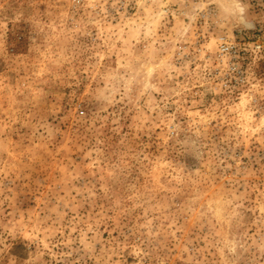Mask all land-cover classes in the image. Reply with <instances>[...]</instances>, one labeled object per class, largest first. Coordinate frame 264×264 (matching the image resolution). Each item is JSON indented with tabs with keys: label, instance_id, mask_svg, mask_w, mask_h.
I'll use <instances>...</instances> for the list:
<instances>
[{
	"label": "rangeland",
	"instance_id": "obj_1",
	"mask_svg": "<svg viewBox=\"0 0 264 264\" xmlns=\"http://www.w3.org/2000/svg\"><path fill=\"white\" fill-rule=\"evenodd\" d=\"M117 3L0 0V264H264V109L179 9Z\"/></svg>",
	"mask_w": 264,
	"mask_h": 264
},
{
	"label": "built area",
	"instance_id": "obj_2",
	"mask_svg": "<svg viewBox=\"0 0 264 264\" xmlns=\"http://www.w3.org/2000/svg\"><path fill=\"white\" fill-rule=\"evenodd\" d=\"M151 1L118 0L117 7L120 5L137 12ZM82 3L83 0H75V4ZM235 5L241 14L246 10L264 13V0H235ZM157 7L161 15L179 9L200 28L199 41L211 37L215 40V56L207 73L217 88L235 92L239 98H247L249 104L264 109V17L258 25H238L232 30L216 33L219 22L217 0H158Z\"/></svg>",
	"mask_w": 264,
	"mask_h": 264
}]
</instances>
